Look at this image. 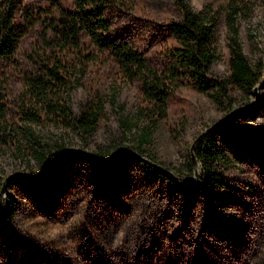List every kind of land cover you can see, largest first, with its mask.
Masks as SVG:
<instances>
[{
  "label": "rangeland",
  "instance_id": "rangeland-1",
  "mask_svg": "<svg viewBox=\"0 0 264 264\" xmlns=\"http://www.w3.org/2000/svg\"><path fill=\"white\" fill-rule=\"evenodd\" d=\"M188 1L196 9L204 3L219 8V58L212 71L227 75L225 0ZM177 16L173 0H137L122 18L123 33L150 62L160 63L163 48L174 44L166 24ZM236 24L249 61L262 60L264 4L256 2ZM31 43L26 36L22 50ZM111 64L90 66L82 85L71 91L77 111L85 98L96 92L106 96L110 85L117 89L85 140L51 125L39 128L43 136L61 138L67 149H76L54 169L0 140V186L15 172L34 179L8 180L0 195V210L7 198L12 201L10 216H0V264H264V82L257 96L253 90L232 91L236 100L229 110L194 87L169 97L167 116L153 129L146 149L171 171L186 163L191 143L205 127L224 119L214 139L204 143L206 149L222 150L211 164L219 176L208 180L210 188L203 193L198 184L181 186L130 153L105 157L111 146L130 143L118 115L132 116L140 103L138 83L115 80ZM263 76L262 66L259 81ZM11 86L13 98L20 83L14 80ZM197 167L199 172L198 161ZM192 174L176 176L186 183Z\"/></svg>",
  "mask_w": 264,
  "mask_h": 264
},
{
  "label": "trees",
  "instance_id": "trees-1",
  "mask_svg": "<svg viewBox=\"0 0 264 264\" xmlns=\"http://www.w3.org/2000/svg\"><path fill=\"white\" fill-rule=\"evenodd\" d=\"M256 2L264 4V0H225L222 5L230 32L228 73L224 76L212 71L219 58L215 40L219 8L209 3L196 9L188 0H173L178 16L168 21L166 31L174 44L164 47L161 62L154 64L123 33L122 18L137 7V0H0V140L11 142L40 164L67 150L61 138L43 136L40 127L51 125L85 140L104 116L105 102H114L117 89L110 85L106 96L96 92L85 98L77 111L71 106V91L82 85L90 66L109 62L115 66V80L138 83L140 103L134 114L118 115L124 139L130 141L126 146L169 169L146 149L153 129L167 116L169 97L181 88L194 87L229 110L236 100L232 91L247 93L259 82L263 62L249 61L236 24L237 17L247 16ZM28 35L32 43L23 51L21 43ZM14 80L20 88L11 98ZM215 132L211 128L202 133L193 148L200 164L198 189L203 193L210 188L208 180L219 176L211 164L222 149L204 148ZM118 146L108 148L105 157ZM71 155L50 161L48 170ZM172 171L178 177L193 173L190 152L182 168L178 165ZM13 180L16 177L8 184ZM11 207L7 198L1 219L10 216Z\"/></svg>",
  "mask_w": 264,
  "mask_h": 264
},
{
  "label": "water",
  "instance_id": "water-1",
  "mask_svg": "<svg viewBox=\"0 0 264 264\" xmlns=\"http://www.w3.org/2000/svg\"><path fill=\"white\" fill-rule=\"evenodd\" d=\"M262 62H263V67H264V54H263V59H262ZM264 82V76L263 78L256 83V85L252 88V90L255 92L256 94V91H257V88H259ZM257 96V94H256ZM224 119H221L219 122L217 123H214V124H211V125H208L207 127H205L194 139V141L191 143L190 145V156H191V160H192V163H193V176L189 179L188 182L186 183H183L182 180H180L171 170L167 169L166 167L162 166L161 164H159L158 162L150 159L149 157L145 156V155H142L140 153H138L137 151H134L133 149H131L130 147H127V146H119L117 148H115L110 154H109V157H111L113 154L117 153V152H120V151H126L130 154H132L133 156L137 157L138 159H140L141 161H144L145 163H148L150 165H152L153 167H156L158 168L159 170L171 175L173 177V179L181 186H189V185H193V184H199V180H198V167H197V161L195 160V157H194V154H193V146H194V143L195 141L197 140V138L202 134L204 133L205 131L211 129V128H216V127H219L224 121ZM76 149L75 148H72V149H67L66 151L54 156L53 158H51L50 160H48L45 164H50L49 162L52 161V160H55L57 157H60V156H63V155H67V154H70V153H73L75 152ZM87 155L89 156L90 159L93 160L91 154L87 153ZM44 164V165H45ZM13 177H21V178H25V179H28V180H34V179H30V178H27L25 174L23 173H11V174H8L6 175L3 180H2V183H1V186H0V195L1 193H5V185L6 183L8 182V180H10L11 178Z\"/></svg>",
  "mask_w": 264,
  "mask_h": 264
}]
</instances>
